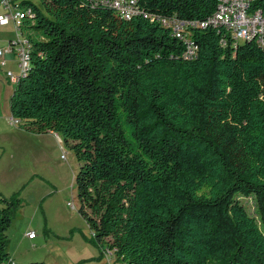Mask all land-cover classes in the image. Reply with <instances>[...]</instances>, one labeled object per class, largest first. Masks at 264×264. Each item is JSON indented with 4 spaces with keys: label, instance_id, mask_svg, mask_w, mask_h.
<instances>
[{
    "label": "trees",
    "instance_id": "obj_1",
    "mask_svg": "<svg viewBox=\"0 0 264 264\" xmlns=\"http://www.w3.org/2000/svg\"><path fill=\"white\" fill-rule=\"evenodd\" d=\"M19 1L30 65L12 119L75 153L78 212L101 255L264 264V49L201 26L219 0H126L129 20L90 0ZM173 19L192 56L164 26ZM20 206L0 195V264H15L7 231Z\"/></svg>",
    "mask_w": 264,
    "mask_h": 264
},
{
    "label": "rangeland",
    "instance_id": "obj_2",
    "mask_svg": "<svg viewBox=\"0 0 264 264\" xmlns=\"http://www.w3.org/2000/svg\"><path fill=\"white\" fill-rule=\"evenodd\" d=\"M33 1L39 3L38 0ZM10 32L20 38L16 28ZM2 106L6 107L8 123L13 132L8 130L5 136L0 132L1 143L4 139L6 141L5 145L0 144V195L9 200L16 197L21 202L7 231L8 237L14 242L24 229L31 227L38 232L39 240H49L42 230L46 224L51 239L73 240L71 229H77L75 233L80 234L78 229L87 228L89 235L88 225L78 212L75 178L79 163L75 153L52 135H34L20 130L9 121L11 116L7 96L3 97ZM72 203L75 208L71 207ZM249 208L253 212L251 203ZM61 234H68V239L59 238ZM79 236L76 234L74 240H81ZM47 251H38L36 260H27L24 264L42 262ZM109 259L112 264H121L114 254H110Z\"/></svg>",
    "mask_w": 264,
    "mask_h": 264
},
{
    "label": "crops",
    "instance_id": "obj_3",
    "mask_svg": "<svg viewBox=\"0 0 264 264\" xmlns=\"http://www.w3.org/2000/svg\"><path fill=\"white\" fill-rule=\"evenodd\" d=\"M14 3L19 4L20 1L14 0ZM6 14V9L2 5H0V16ZM12 29L15 30L13 22H10L7 25L0 24V49L7 50L10 46H12V43L15 41H26L19 32L18 34L20 35V38L18 37V39L16 38V36L14 37L13 34L10 32V30ZM5 60L6 65L0 66V132L1 134L3 133L4 136L6 134V131L9 130L13 132V130L11 129V124L8 123L6 107L2 106V99L4 96H7L10 105V100L14 92L13 86H15L13 82L17 81V79L21 75L19 69V58L15 52L5 54ZM9 72H12L15 75L13 78V82H11L7 76ZM10 116L11 119L9 121H13L11 110ZM20 133L21 135L24 134V132ZM47 135H52L58 138L61 142V138L58 135ZM0 144L5 145V139L3 143H1L0 141ZM48 229L49 227L47 224L42 228L43 232L46 234L49 240H39L38 232L33 230L31 227L24 229L21 234L15 238L14 242L12 241V239L9 238V253L12 261L15 264H24V262L27 260H36L35 254L38 251L47 249L48 251L42 259V262H44L45 264H106L105 254H103L102 256L100 251L88 241L92 236L90 228L89 235L87 233V228L80 230L78 229V231H80V234L77 233V231L75 233V230L77 229H71L70 233L72 232L71 234L73 240H57L54 237L53 239H51V237H49V233L47 232ZM30 232H36L37 236L35 239H30L27 237V234ZM76 234L80 235L79 237L81 238V240H74ZM58 237L68 239L69 235L61 234L58 235Z\"/></svg>",
    "mask_w": 264,
    "mask_h": 264
},
{
    "label": "built area",
    "instance_id": "obj_4",
    "mask_svg": "<svg viewBox=\"0 0 264 264\" xmlns=\"http://www.w3.org/2000/svg\"><path fill=\"white\" fill-rule=\"evenodd\" d=\"M95 5H102L105 7L113 8L117 13L123 16L125 19H131L137 10L132 1L126 0H90ZM256 0H219L218 7L213 17H211L206 23L201 24L202 27L215 26L226 28L234 39L245 42L253 41V39L263 40L264 49V13L261 11L253 10V4ZM7 14L0 16V24L7 25L13 22L15 28L18 24V14L20 8L18 4L14 3V0H0ZM164 26L172 28L177 38L185 40L187 43V56H192L195 53L196 47L190 38L184 36L188 25L178 20H164ZM15 52L19 58L20 74L25 73L26 67V51L22 49L17 41L12 43L7 50L0 49V66L6 65L5 54ZM9 80L12 82L14 74L9 72L7 74ZM14 125L17 123L13 120ZM72 208H75L74 203L71 204ZM36 232H30L27 237L35 239ZM110 252L105 253L106 264H112L109 259Z\"/></svg>",
    "mask_w": 264,
    "mask_h": 264
},
{
    "label": "bare ground",
    "instance_id": "obj_5",
    "mask_svg": "<svg viewBox=\"0 0 264 264\" xmlns=\"http://www.w3.org/2000/svg\"><path fill=\"white\" fill-rule=\"evenodd\" d=\"M20 18H21V13H20V10H19V14H18V24H20ZM16 28H17V31L20 33V31H19V25H16ZM253 41H256L257 44L263 48V40L262 39H253ZM17 44H20V46H22V49H24L26 51V53H27V55H26V67H25V73H26V71L28 70L29 65H30V62H29L30 61V57H29V51H28V44H27V41H24V40L23 41H20L19 40L17 42ZM25 73H22L19 76V78L21 76H23ZM19 78L17 79V81L19 80Z\"/></svg>",
    "mask_w": 264,
    "mask_h": 264
}]
</instances>
